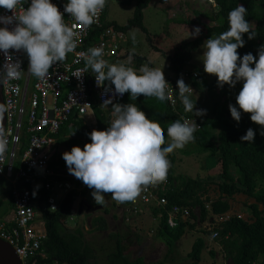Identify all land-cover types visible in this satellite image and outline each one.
I'll use <instances>...</instances> for the list:
<instances>
[{"label": "trees", "instance_id": "obj_1", "mask_svg": "<svg viewBox=\"0 0 264 264\" xmlns=\"http://www.w3.org/2000/svg\"><path fill=\"white\" fill-rule=\"evenodd\" d=\"M131 2V0L123 1L125 4ZM150 2L151 0H136L134 16L125 27L108 24L104 21L103 15V28L112 25L123 34L132 26H138L144 30L143 9L147 8ZM207 2L214 4V8L203 14L196 13L197 17L203 15L207 19V23L201 22L200 18L195 19L202 30V37L174 48L170 57L171 77L167 76L165 81L176 89V80L182 77L184 83L189 85L194 92L190 98L195 104V108L200 105L194 90L196 85L201 84V87L209 92L216 93L217 90H220V99L216 102L213 100L215 103L212 109L203 117H192L191 113L183 111L180 100L177 105L171 106L167 99L161 102L154 97L144 98L141 95L134 100L129 98L127 92L124 98L115 103L121 105L126 103L136 104L145 113L146 118L157 122L161 131L165 132V144L168 141L166 127L170 122L177 119H188L189 121L194 119L198 126L193 134L194 140L188 143V148L182 149L181 153L185 157H216L217 166L215 163L213 165L220 170V181L217 183L218 198L215 200L207 198L210 184L213 181H203L200 178L177 174L175 171L177 158L173 151L167 156L169 167L164 179L166 180L165 188L162 190L159 187L154 191L159 199H166V206H157L155 202L150 205L140 204L135 207L137 208L135 214H138L141 208L149 207L152 217L159 221L156 238L166 247L169 255L174 253L177 242L188 230L196 228V220L204 223L208 215H225L231 207L229 200L236 195H244L248 199L254 200V203L247 206L248 218L244 219L234 215L224 219L213 229L210 238L217 241L221 246L224 257L231 264H264V136L259 135L260 126L250 121V114L242 113L239 123L233 121L230 117L228 105L231 103L235 106V95L240 89L239 82L233 88L224 85L218 89L214 76H211V82L208 83L203 70L190 64L192 53L199 48L204 40L227 29V13L237 4L245 7V19L250 22V29L256 33V36L251 40L247 39V34H243L244 46L238 48L237 52L239 55L250 52L255 58L258 47L264 44V0H213V2L207 0ZM195 22L186 23L193 24ZM97 34L96 32L95 35ZM95 35L93 36L94 40ZM123 54L125 56L120 57L118 60L111 59L109 63L125 62L126 59H123L127 58L129 53L123 52ZM142 64H144L142 58L132 55L130 66L133 69H138ZM90 84L94 118L74 114L52 136L53 143L49 146L51 155L47 167L55 174H69L65 162L61 158L63 152L70 151L72 146H79L82 149L85 143L90 142L86 133L93 129H106L107 124L113 119L112 105L100 106L95 100L93 83ZM105 85L111 86L108 82H105ZM205 98L208 102L211 99L209 97ZM91 118L94 120L93 127L87 121ZM248 128H252L254 131L253 141L252 143H241L239 138L244 135ZM28 145L27 136L23 135L21 154ZM51 178L58 179L59 177L50 176ZM0 187V199L8 198L9 208L14 211L13 186L0 177ZM31 191L32 193L35 192V195H32V200L38 216L37 221L42 224L45 232V238L41 246L45 258L38 261L42 264H89L96 258L94 250L88 244L83 228L79 226L77 221L70 223L72 221L69 220L73 208L77 210L74 220L77 216L85 213L87 208L84 206L82 214H79V205L83 199H86L90 206H102V210L98 211H102L105 215L109 214L111 207L117 208V206H120L121 211L125 212L127 204V202L107 203L109 201L107 193L103 194L106 205L102 203L98 205L91 204L90 197L87 198L85 195L92 190L85 187L81 195L76 190L71 191L61 201L59 209L56 212H51L43 207L46 198L43 188L36 186ZM76 203L77 207H75ZM173 207L180 208L181 214L187 211L188 217L183 220L181 214H179L176 224L171 226L168 217ZM134 210L131 208L129 212L134 214ZM12 220L13 218L2 217L0 225L3 224L6 228L11 227L13 225ZM90 227L94 231L102 232L106 231L109 226L103 216H96L90 223ZM214 234H217L215 238L212 237ZM112 237L116 239V244L114 250L106 257L107 264H146L145 259L140 256L132 259L126 258L125 246L117 238V235ZM204 249L205 241L200 237L197 238L191 252L187 254V259L191 260L192 264H200Z\"/></svg>", "mask_w": 264, "mask_h": 264}, {"label": "clouds", "instance_id": "obj_2", "mask_svg": "<svg viewBox=\"0 0 264 264\" xmlns=\"http://www.w3.org/2000/svg\"><path fill=\"white\" fill-rule=\"evenodd\" d=\"M24 2L27 7L21 6V0H0V9L11 12L10 15L0 14V54L3 55L0 86L19 79L24 72L20 69V61L14 60L10 54V49L22 52L27 58L26 72L43 80L49 69L62 62L66 54L76 47L79 33L64 23L63 14L51 0ZM105 3L106 0H66L62 7L63 13L87 27L94 22ZM245 14L246 9L241 4L231 9L227 13V29L202 43V54L198 59L203 72L216 78L218 89L224 85L233 88L240 83L235 106L228 105L230 117L239 123L242 113L250 114V121L260 126L259 135L264 136V44L258 47L255 58L250 52L238 54L237 49L244 46L242 35L247 34L248 40L256 36ZM188 33L189 37L196 38L200 28L193 26ZM80 56L84 66L77 69L78 72L90 70L97 86L105 85V82L112 86L108 88L105 85L104 91L110 95L102 100L100 106L111 104L113 119L106 129H93L86 133L90 142L85 143L82 149L72 146L70 151L61 154V158L67 172L92 190L90 195L95 204L104 201V193H110L118 204L131 202L143 188L165 179L169 167L168 154L192 142L198 126L194 119L191 123L188 119L173 120L166 127L168 142L165 144V132L157 122L146 118L136 104L112 103V95L123 96L126 92L134 100L142 95L165 101L168 83L162 69L147 64L133 69L130 66L132 50L125 62L118 63L103 59L102 47H89ZM176 91L185 113H191L192 117L206 114L205 109L195 108L190 98L194 92L182 77L176 80ZM5 111L6 106L0 104V115ZM253 138L254 131L248 128L239 140L252 143ZM4 149V140L0 139V152Z\"/></svg>", "mask_w": 264, "mask_h": 264}, {"label": "built area", "instance_id": "obj_3", "mask_svg": "<svg viewBox=\"0 0 264 264\" xmlns=\"http://www.w3.org/2000/svg\"><path fill=\"white\" fill-rule=\"evenodd\" d=\"M51 2L63 14L64 23L79 33L76 47L66 54L62 62L54 64L43 80H38L26 72L27 58L22 52H13L10 49V54L13 55L14 60L20 61V69L24 72L19 79L8 81L1 86L6 106V127L2 139L5 149L0 152V177L13 186L14 217L11 227L0 225V238L15 250L22 264H42L38 261L45 258L41 251L45 232L42 224L37 221L31 189L34 190L36 186L43 188L46 193L43 207L56 212L66 195L74 190L81 195L87 187L71 174H55L47 167L51 155L49 146L53 143L52 136L57 133L60 126L69 121L74 114L94 118L90 83H93L95 100L98 104L101 105L102 100L108 99L110 95L104 91V85L97 86L95 80L93 82L94 73L90 70L77 71L84 66L80 53L85 52L89 47H102V58L108 62L125 56L122 52L124 34L112 25L103 28V15L109 6V0H106L104 8L87 27L77 24L68 17V14L63 13L62 5L66 0H51ZM21 6L27 7L24 0H21ZM0 14L10 15L11 12L0 9ZM0 63H3L2 54H0ZM165 92L170 105H177L179 99L176 89L168 84ZM124 96L125 94L112 95V103ZM23 135L27 136L29 145L21 154ZM50 176L59 178L50 179ZM20 183H23L22 187H19ZM165 183L166 180H163L143 188L135 200L127 202L125 212L132 213L129 212L132 208L135 209L133 213H136L135 207L138 205H150L153 202L157 206L165 207L166 199H159L154 193L159 187L164 190ZM80 199L81 196L79 201ZM90 203L95 205L91 195ZM179 214L181 212L178 207H173L169 212L168 222L171 226L176 224ZM76 215L77 210L73 208L69 220L73 221ZM187 217L188 213L184 211L181 218L185 220ZM216 236L217 234H214L212 237Z\"/></svg>", "mask_w": 264, "mask_h": 264}, {"label": "rangeland", "instance_id": "obj_4", "mask_svg": "<svg viewBox=\"0 0 264 264\" xmlns=\"http://www.w3.org/2000/svg\"><path fill=\"white\" fill-rule=\"evenodd\" d=\"M123 1L126 0H110L104 14L105 22L120 27H125L128 24V21L134 16L136 0H131L130 4H125ZM213 8L214 4L208 3L207 0H151L147 8L143 9L144 30L138 26L127 29L124 33L125 39L122 44V52L129 53L132 50V55L142 58L144 64L152 68L162 69L165 80L167 76L171 77L170 57L174 48L202 37V30L195 19L200 18L203 23H207V19L203 15L197 17L196 13L210 12ZM186 22L195 23L188 24ZM193 26L200 28V34L196 38L189 37L188 31L190 32ZM133 36L135 37V43H133ZM200 46L192 53L190 64L202 69V64L198 59L202 54ZM206 77V81L211 82V76L206 74ZM194 90L196 97L199 99L200 105H198L201 109H205L206 113L220 99V90H217L216 93L209 92L207 89L202 88L201 84L196 85ZM205 97L211 98L210 101H206ZM87 121L93 127L94 120L91 118ZM187 148L188 144L182 149ZM182 149L174 150L177 158L175 164L177 174L200 178L203 181H213L210 184L207 198L210 200L217 199L219 195L217 183L220 181V170L213 165L215 163L217 166L216 157H185L181 153ZM107 195L109 201L115 203L110 197L111 194L107 193ZM85 197L89 198L90 192L86 193ZM229 203L231 207L225 215H208L204 223L196 220V228L188 230L177 242L174 253L169 255L166 247L156 238L159 221L152 217L149 207L141 208L138 214L125 213L123 210L121 211V208L111 207V214L105 215L102 211L89 215L84 213L77 216L70 223L77 221L84 230L88 244L95 252L96 258L89 264H107L106 257L114 250L116 244L113 235H117V238L125 246L126 258L132 259L140 256L145 259L146 264H192V261L187 259V254L191 252L195 240L199 237L205 241V249L200 264H231L224 257L221 246L216 240H211L210 236L213 229L230 216L237 215L247 219L249 216L247 206L254 203V200L248 199L244 195H236L229 200ZM102 204L106 205L105 201ZM75 207H77V203ZM96 216H103L106 219L109 226L106 231L97 232L92 230L90 223ZM2 217L8 219L14 217V211L9 208L8 198L0 199V219Z\"/></svg>", "mask_w": 264, "mask_h": 264}, {"label": "water", "instance_id": "obj_5", "mask_svg": "<svg viewBox=\"0 0 264 264\" xmlns=\"http://www.w3.org/2000/svg\"><path fill=\"white\" fill-rule=\"evenodd\" d=\"M0 104L4 105L2 87L0 86ZM6 127L5 112L0 115V139H3L4 131ZM23 183L19 184L22 187ZM84 206L87 208L85 213L90 214L98 210H102V206H90L86 199H83L79 205V214H82ZM0 264H22L20 258L16 254L15 250L6 242L0 239Z\"/></svg>", "mask_w": 264, "mask_h": 264}, {"label": "crops", "instance_id": "obj_6", "mask_svg": "<svg viewBox=\"0 0 264 264\" xmlns=\"http://www.w3.org/2000/svg\"><path fill=\"white\" fill-rule=\"evenodd\" d=\"M200 108V107H198ZM201 109V108H200ZM107 203H111L110 201H108ZM117 208H120V206H117ZM112 211L109 212V214H111Z\"/></svg>", "mask_w": 264, "mask_h": 264}]
</instances>
